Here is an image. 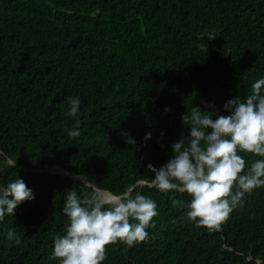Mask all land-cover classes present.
Masks as SVG:
<instances>
[{
  "label": "trees",
  "instance_id": "obj_1",
  "mask_svg": "<svg viewBox=\"0 0 264 264\" xmlns=\"http://www.w3.org/2000/svg\"><path fill=\"white\" fill-rule=\"evenodd\" d=\"M261 78L264 0H0V188L22 178L35 195L0 221V264H61L50 257L69 224L67 195L92 187L34 171L49 166L156 201L148 238L109 244L102 264H264V187L210 230L187 218L186 192L149 187L147 167L190 135L183 114L228 115L225 103ZM238 154L247 167L264 159Z\"/></svg>",
  "mask_w": 264,
  "mask_h": 264
},
{
  "label": "clouds",
  "instance_id": "obj_2",
  "mask_svg": "<svg viewBox=\"0 0 264 264\" xmlns=\"http://www.w3.org/2000/svg\"><path fill=\"white\" fill-rule=\"evenodd\" d=\"M264 78L252 84L246 99H230L224 109L230 114H219L215 119L202 115L196 107L182 115L184 124L191 126L190 135L172 145L174 156L156 168L147 165L155 173L149 187L160 192L176 191L191 196L186 216L197 221L198 226L219 229L230 213L243 205L245 194L264 187V159L247 167L239 152L264 157ZM81 101L69 100V117H76ZM77 119L69 136L80 135ZM211 129V131H209ZM151 132L145 140L151 138ZM163 135V133H162ZM187 139V143H186ZM16 163V162H15ZM15 163L10 164L15 167ZM247 168V171L245 169ZM83 199L77 192L69 191L63 208L69 219L65 234L54 239L53 255L61 264H102L109 244L122 242L131 247L144 242L149 233L147 227L158 215L156 201L145 195L134 197L130 192L122 195L105 193L97 186ZM35 195L22 178H17L0 188V221L7 215H15V209ZM182 201L172 200L173 206ZM138 221L137 223L130 222ZM7 240L21 243L15 229L7 231Z\"/></svg>",
  "mask_w": 264,
  "mask_h": 264
},
{
  "label": "water",
  "instance_id": "obj_3",
  "mask_svg": "<svg viewBox=\"0 0 264 264\" xmlns=\"http://www.w3.org/2000/svg\"><path fill=\"white\" fill-rule=\"evenodd\" d=\"M0 152H2L0 150ZM11 162L15 163L14 161L11 160ZM16 165V163H15ZM23 168V167H22ZM23 169H26V168H23ZM35 172H38V173H51V174H61V175H67V176H70L72 177L73 179L75 180H80L82 182H90L86 177L82 176V175H78V174H73L65 169H63L62 167L60 166H49V167H46V168H40V169H37V170H34ZM88 185V184H87ZM90 185L94 186L92 183H90ZM105 192V191H104ZM105 193H108V194H111L113 195L112 193H109V192H105Z\"/></svg>",
  "mask_w": 264,
  "mask_h": 264
}]
</instances>
